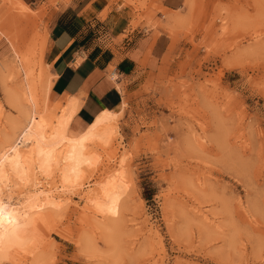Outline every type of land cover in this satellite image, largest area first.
<instances>
[{
	"label": "rangeland",
	"instance_id": "374dc122",
	"mask_svg": "<svg viewBox=\"0 0 264 264\" xmlns=\"http://www.w3.org/2000/svg\"><path fill=\"white\" fill-rule=\"evenodd\" d=\"M23 1L0 0V150L25 122L15 96L49 134L76 100L49 96L45 58L52 10L70 0ZM117 2L112 23L133 15L129 29L152 34L153 65L119 87L99 130L112 133L87 145L78 179L63 182L67 143L49 167L21 149L25 172L3 197L53 203L1 245L0 264H264V0H112L103 18ZM70 127L74 139L88 129ZM112 181L124 186L116 217L98 209Z\"/></svg>",
	"mask_w": 264,
	"mask_h": 264
},
{
	"label": "crops",
	"instance_id": "0c3cea01",
	"mask_svg": "<svg viewBox=\"0 0 264 264\" xmlns=\"http://www.w3.org/2000/svg\"><path fill=\"white\" fill-rule=\"evenodd\" d=\"M111 2L70 0L52 10L54 19L45 53L49 96L56 101L63 98V108L69 99L79 100L81 105L70 127L75 135L102 112H116L123 102L120 88L130 90L131 79L143 72L144 62L153 65L149 59L153 57L152 34H146L142 27L129 29L133 15L113 24L114 14L121 9L118 2L103 18ZM112 70L117 78L110 77ZM73 125L80 130L73 131Z\"/></svg>",
	"mask_w": 264,
	"mask_h": 264
},
{
	"label": "bare ground",
	"instance_id": "6f19581e",
	"mask_svg": "<svg viewBox=\"0 0 264 264\" xmlns=\"http://www.w3.org/2000/svg\"><path fill=\"white\" fill-rule=\"evenodd\" d=\"M44 89L45 93H47L49 86L45 85ZM25 101V94L22 97L18 96V98L15 96L13 99V105L15 104V107L20 111L25 122L24 120L10 122L12 133L6 135L5 145L0 150V209H3L2 213H0V248L4 243L12 244L17 241L19 226L23 222L30 221L35 210L41 209L42 206L50 202L53 203V200L50 199L51 197L41 191L26 195L23 202L21 201L20 203H12L3 197L2 190L6 183L9 182V176L14 173L25 172L26 158L21 149L23 147H33L32 150L35 157L42 165L49 167L51 162L57 157L59 146L67 143V147L62 153L63 162L65 163V169L63 170V179L65 181L63 182L67 183L73 181V179H78L82 167L90 164L91 160L89 158L91 157L88 158L86 155L87 145L96 138L104 143L108 141L112 129L99 133L100 128L116 119L114 113L104 111L91 122L82 136L74 139L68 137V128L76 111V100L72 101L73 107L71 110L65 111L66 113L61 115L57 128L52 134L47 133L44 124L36 118L35 113L26 104L30 102ZM27 182L29 183V180ZM27 182L26 180L23 181L25 185ZM108 186L103 191V199L98 204V209L99 212L105 215L116 217L119 215L120 191L124 186L122 183L118 184L117 181H112Z\"/></svg>",
	"mask_w": 264,
	"mask_h": 264
},
{
	"label": "trees",
	"instance_id": "16d2710c",
	"mask_svg": "<svg viewBox=\"0 0 264 264\" xmlns=\"http://www.w3.org/2000/svg\"><path fill=\"white\" fill-rule=\"evenodd\" d=\"M145 198H146L147 200H149V199H150V194H149V193H146V194H145Z\"/></svg>",
	"mask_w": 264,
	"mask_h": 264
},
{
	"label": "snow or ice",
	"instance_id": "6c2138e0",
	"mask_svg": "<svg viewBox=\"0 0 264 264\" xmlns=\"http://www.w3.org/2000/svg\"><path fill=\"white\" fill-rule=\"evenodd\" d=\"M3 209H0V213H2Z\"/></svg>",
	"mask_w": 264,
	"mask_h": 264
}]
</instances>
